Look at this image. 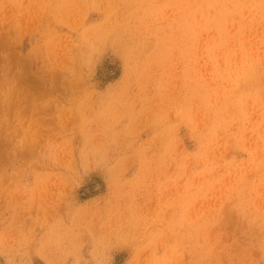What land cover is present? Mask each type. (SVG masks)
<instances>
[{
	"label": "rangeland",
	"instance_id": "374dc122",
	"mask_svg": "<svg viewBox=\"0 0 264 264\" xmlns=\"http://www.w3.org/2000/svg\"><path fill=\"white\" fill-rule=\"evenodd\" d=\"M0 264H264V0H0Z\"/></svg>",
	"mask_w": 264,
	"mask_h": 264
},
{
	"label": "bare ground",
	"instance_id": "6f19581e",
	"mask_svg": "<svg viewBox=\"0 0 264 264\" xmlns=\"http://www.w3.org/2000/svg\"><path fill=\"white\" fill-rule=\"evenodd\" d=\"M254 249V248H253ZM256 251V250H255ZM255 253V252H254ZM225 260V259H224Z\"/></svg>",
	"mask_w": 264,
	"mask_h": 264
}]
</instances>
